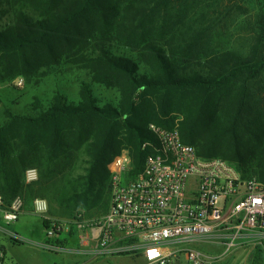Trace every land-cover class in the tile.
<instances>
[{
    "label": "trees",
    "instance_id": "trees-1",
    "mask_svg": "<svg viewBox=\"0 0 264 264\" xmlns=\"http://www.w3.org/2000/svg\"><path fill=\"white\" fill-rule=\"evenodd\" d=\"M234 29L249 30L247 45ZM72 71L89 79L77 103L57 93L29 114L5 112V207L43 198L60 223L99 221L108 164L126 151L140 172L154 152L143 144L157 142L150 124L264 184V0H0V84ZM93 84L114 101L99 104ZM29 168L38 178L25 184Z\"/></svg>",
    "mask_w": 264,
    "mask_h": 264
},
{
    "label": "built area",
    "instance_id": "built-area-1",
    "mask_svg": "<svg viewBox=\"0 0 264 264\" xmlns=\"http://www.w3.org/2000/svg\"><path fill=\"white\" fill-rule=\"evenodd\" d=\"M22 85L19 79L16 83ZM155 135L153 153L144 160L140 172L131 175V158L126 151L108 164L110 207L93 223L91 237L103 254L141 252L144 264H215L210 257L192 248L200 240H224L226 251L251 239L254 247L264 242V184L240 173L220 158L203 159L192 146L182 143L176 129L150 124ZM37 170L24 172L25 184L35 182ZM31 212L45 216L48 203L35 198ZM24 212L16 197L5 207L0 197V213L8 225ZM48 240L63 232L65 223L47 219ZM84 226V225H78ZM13 240L24 242L11 235ZM235 242H238L235 245ZM50 249V244H39ZM3 258L0 252V264Z\"/></svg>",
    "mask_w": 264,
    "mask_h": 264
},
{
    "label": "rangeland",
    "instance_id": "rangeland-1",
    "mask_svg": "<svg viewBox=\"0 0 264 264\" xmlns=\"http://www.w3.org/2000/svg\"><path fill=\"white\" fill-rule=\"evenodd\" d=\"M247 18V16H246ZM248 29H234V35H238L240 43L247 45L249 42ZM15 82L0 84V123L5 118V112L11 109L13 112L29 114L31 113L30 104L37 99L41 104L51 102L50 99L59 93L66 98L68 102H78L79 83L81 81L88 82V77L81 71H72L65 74H53L44 79H41L37 84L26 85L22 80V85L18 86ZM94 95L97 97L99 104L105 103L106 100L114 101L115 93L106 90L98 85H91ZM123 152V151H122ZM129 155V154H128ZM132 161V160H131ZM131 166L132 163H131ZM133 169H131L132 172ZM130 172V173H131ZM132 175V174H131ZM252 179V178H250ZM110 181H109V200H110ZM24 211L19 215L15 222L8 225L2 219L0 213V247L5 248V262L13 264H36L44 262H57L62 260H72L76 256H71L66 253H56L50 249H44L39 244H47L48 238L45 229L42 225V218L48 215L41 216L34 214L29 208L24 207ZM50 218V217H49ZM57 221L54 218H51ZM101 219V218H100ZM95 221H85L82 225L84 227H91ZM75 225V224H72ZM68 230L65 231L67 233ZM64 232L59 233V239L67 238ZM18 234L21 236V244H13L11 235ZM13 240V239H12ZM54 238L49 240L54 243ZM238 242H235L237 245ZM69 246H75L70 242ZM202 253L210 257L220 258L215 264H241L242 262H249L254 253L251 245L242 243L239 246H234L229 252L226 251V244L224 240L205 241L200 240L191 244ZM261 259H264V250L259 252ZM180 264H186L183 257H179Z\"/></svg>",
    "mask_w": 264,
    "mask_h": 264
},
{
    "label": "crops",
    "instance_id": "crops-1",
    "mask_svg": "<svg viewBox=\"0 0 264 264\" xmlns=\"http://www.w3.org/2000/svg\"><path fill=\"white\" fill-rule=\"evenodd\" d=\"M25 212V211H24ZM49 217H43L42 219H48ZM68 230L67 233L65 231ZM63 234L67 236L66 239L60 240V234H57L54 237V240H57L59 243H50L51 250L56 253H68L71 256H76L72 260H62L59 263L57 262H44L36 264H144L143 254L141 252H123V253H111L103 254L99 252L97 242L92 239L90 229L84 226L65 224V229ZM15 236L21 238L18 234ZM53 240V241H54ZM12 241V240H11ZM70 242H73L75 246H69ZM247 245H251L253 251L256 250L254 247V242L251 239L244 241ZM13 244H21L20 241H12ZM62 243V244H61ZM3 249V258L1 264H13L5 262V248ZM257 255L259 252L264 250V242L262 246H257ZM254 253L252 259L248 262H242L241 264H264V259H261L258 256V262H253Z\"/></svg>",
    "mask_w": 264,
    "mask_h": 264
}]
</instances>
